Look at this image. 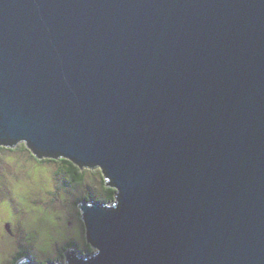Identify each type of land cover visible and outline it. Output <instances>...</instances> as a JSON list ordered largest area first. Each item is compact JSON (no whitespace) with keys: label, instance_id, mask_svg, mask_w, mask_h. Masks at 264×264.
I'll return each mask as SVG.
<instances>
[{"label":"water","instance_id":"95a60500","mask_svg":"<svg viewBox=\"0 0 264 264\" xmlns=\"http://www.w3.org/2000/svg\"><path fill=\"white\" fill-rule=\"evenodd\" d=\"M21 144L115 190L78 204L93 251L47 264H264V0H0Z\"/></svg>","mask_w":264,"mask_h":264},{"label":"rangeland","instance_id":"374dc122","mask_svg":"<svg viewBox=\"0 0 264 264\" xmlns=\"http://www.w3.org/2000/svg\"><path fill=\"white\" fill-rule=\"evenodd\" d=\"M70 180L60 173L59 163H39L24 144L4 148L0 153V264H16L21 251L37 264L65 262L70 249L79 254L93 251L78 204L90 196L106 202L104 177L99 169H88L83 183ZM68 243L73 246L64 253Z\"/></svg>","mask_w":264,"mask_h":264},{"label":"trees","instance_id":"16d2710c","mask_svg":"<svg viewBox=\"0 0 264 264\" xmlns=\"http://www.w3.org/2000/svg\"><path fill=\"white\" fill-rule=\"evenodd\" d=\"M26 147V146H25ZM27 149V148H26ZM4 151V148H0V153ZM34 157V156H33ZM35 158V157H34ZM36 159V158H35ZM39 163H59L60 164V173L64 176H66L68 179H71L70 181L75 184H81L83 183L85 179V173L88 169L81 170L79 167L75 166L73 163L67 161V160H43L39 161ZM104 191H105V199L107 203L113 202L114 196H115V190L106 187L105 180H104ZM88 200L93 199V196H90L87 198ZM72 243H68L66 245V249H64V253L67 251L68 248L72 247ZM91 252V251H90ZM29 256L25 251H21V253L18 254V257L16 260Z\"/></svg>","mask_w":264,"mask_h":264}]
</instances>
